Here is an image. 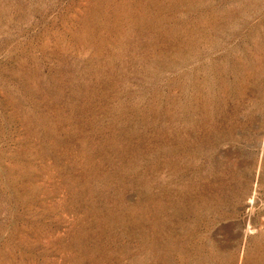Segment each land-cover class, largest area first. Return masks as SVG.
<instances>
[{
  "label": "rangeland",
  "instance_id": "obj_1",
  "mask_svg": "<svg viewBox=\"0 0 264 264\" xmlns=\"http://www.w3.org/2000/svg\"><path fill=\"white\" fill-rule=\"evenodd\" d=\"M0 264H264V0H0Z\"/></svg>",
  "mask_w": 264,
  "mask_h": 264
}]
</instances>
